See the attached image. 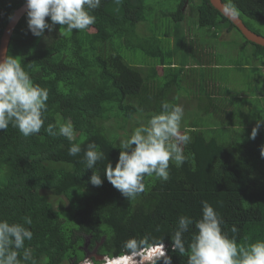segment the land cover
Segmentation results:
<instances>
[{
    "label": "trees",
    "instance_id": "obj_1",
    "mask_svg": "<svg viewBox=\"0 0 264 264\" xmlns=\"http://www.w3.org/2000/svg\"><path fill=\"white\" fill-rule=\"evenodd\" d=\"M155 1L159 7L152 8L148 0H102L94 13L95 25L66 35L56 25L52 32L46 30L45 38L36 37L28 29L26 15L15 29L8 55L20 59L34 82L49 89V100L39 134L24 137L11 124L0 131V218L23 222V217L31 216L34 236L25 247L37 264L82 259L88 239L89 248L101 242L102 255L120 254L125 240L145 234L163 239L170 250L178 217L199 219L204 200L223 215L230 235L232 225L239 228L238 243L264 240V157L260 154L264 126L255 140L237 129L248 123L241 120L245 102L252 98L264 102V86L257 82L244 95L233 94L225 86L220 102L210 103L204 101L209 88L201 85L203 94L193 95L182 73L197 33L202 32L204 39L207 29L215 45L224 30L242 33L210 0ZM223 1L260 33L253 23L264 24V0ZM168 2L176 6L164 12ZM24 3L0 0V39L9 16ZM243 38L230 53L251 44L247 57L261 65H252L250 74L244 66L248 60L220 63L236 65L248 82L249 74L264 67V47ZM228 77L221 78L227 81ZM184 95L188 98L184 122L195 129L184 146L185 162L177 167L170 161L166 182L146 176V190L136 198L126 199L106 177L101 187L92 186L93 170L86 168L83 151L68 155L70 143L86 148L94 141L105 152L106 159L95 168L103 176L109 161L115 166L120 150L112 147L119 138L146 123L162 101L181 104ZM57 115L72 120L74 141L46 132L47 124H56ZM138 115L143 121H137ZM195 231L193 225L185 234L189 241ZM170 254L172 264H187V256Z\"/></svg>",
    "mask_w": 264,
    "mask_h": 264
},
{
    "label": "clouds",
    "instance_id": "obj_2",
    "mask_svg": "<svg viewBox=\"0 0 264 264\" xmlns=\"http://www.w3.org/2000/svg\"><path fill=\"white\" fill-rule=\"evenodd\" d=\"M101 4L102 0H25L28 29L32 35L44 38L46 30L52 32L56 25L64 30L61 35L89 30L96 23L94 13ZM232 14H238L234 8ZM14 18V14L9 16L10 20ZM48 100L49 89L34 82L20 59L14 55L0 58V131L7 130L11 124L24 137L39 134L47 120ZM184 116L182 104L162 101L160 110L146 123L141 122L129 136L119 138L113 145L112 148H119V155L115 166L109 161L103 176L95 168L106 159L105 152L94 141L86 148L70 143L68 155L76 156L83 151L86 168L93 170L92 186L101 187L106 177L126 199H134L145 192L146 176L154 175L166 182L170 179V161L177 167L185 162L184 146L191 142V132L195 129L184 122ZM262 126L264 118L257 121L249 138L255 140ZM45 130L70 142L76 136L70 118L63 124L49 123ZM260 154L264 157V147ZM22 221L0 218V264H37L31 249L25 247V242L34 236L32 218L25 216ZM225 224L223 215L204 200L199 219L186 214L178 217L170 250L163 239L145 234L125 240L120 254L85 259L82 264H172L170 251L187 256V264H264V240L238 243L239 228L232 225L230 235ZM193 225L196 231L189 241L185 234Z\"/></svg>",
    "mask_w": 264,
    "mask_h": 264
},
{
    "label": "crops",
    "instance_id": "obj_3",
    "mask_svg": "<svg viewBox=\"0 0 264 264\" xmlns=\"http://www.w3.org/2000/svg\"><path fill=\"white\" fill-rule=\"evenodd\" d=\"M210 45H212V46H209V44H208L207 48H205V49H209V52H207V53H208V55L212 54V56H215V53L218 52L219 50L222 52V49L224 48L223 42L221 44L218 43L217 45L211 43ZM215 46H219V49L215 50L216 49ZM198 49H199V46L194 45V50H193V52L189 53L188 61H187L188 63L186 65V67L183 68L182 73L185 75V80H184L185 85L188 89H190V91H192L193 95L195 94L198 96L203 91V89H202V91H200L202 88L201 85H205L206 88H209L210 94L208 93V95H205V96H207V97H205V100H204L206 102H210V103H212V102L216 103L217 102V104H218L220 102V98L223 96L221 94V90L224 89L225 86H227V88L230 89V91L233 94L244 95L246 89H248V88L252 89L253 87H255V85H257L259 78H263V73H259L258 71H256L252 75L249 74L247 76L249 78L248 82H246L247 80L246 81L244 80L243 83L238 82L236 84L237 86H235L232 83L233 80L231 82V79H232L231 78V72H235L234 70H232V68H233L232 65H230L229 63L227 65L221 64L220 62H218V60L216 61L215 58L209 59L207 61L200 59L202 64H207L204 67H202L203 70H199V71L198 70H194V71L191 70L190 72H187V74H186V70H190L191 68H193V69L199 68L198 65H191V64H194L193 59H196V56H200ZM211 49H213V53H211ZM189 60H190V62H189ZM259 65H261V64H258V66ZM244 66L248 70L252 69V67H253V66H250V64H247L246 62L244 64ZM227 68L231 69L232 71H230V73L222 72L223 69H227ZM262 70H264V67H262ZM190 74L192 76L195 75L197 77L200 75V78H198V79H196L195 77H191L192 79L189 77L187 78V76L188 75L190 76ZM227 74L229 76L227 81H230V82L225 81V78L223 80L221 78ZM163 75H164V71H163V68H161V70L159 69V76L162 77ZM195 80H197V81L195 82ZM259 83L261 84V87H262L263 82H259ZM240 85H244L245 87L242 88ZM247 92H250V90H248ZM201 94H203V93H201ZM187 99L188 98L186 97V95H184L183 98H181V101H180L181 104L182 103L188 104ZM260 106H264V102L259 101V102L255 103L253 98L250 101L245 102L244 107H243L244 108L243 113L241 114V115H244V117L241 116V120H243V122L248 121V123H247L248 125L243 124V123H241V125H238L237 129H238L239 134L242 135V132H247V133L251 134V131H252L253 127L256 125L257 121L264 118V116H263L264 108H260ZM232 119L239 121L240 116L239 117L234 116ZM260 133H262V130H260L258 134H260ZM84 248H85V246H84Z\"/></svg>",
    "mask_w": 264,
    "mask_h": 264
},
{
    "label": "rangeland",
    "instance_id": "obj_4",
    "mask_svg": "<svg viewBox=\"0 0 264 264\" xmlns=\"http://www.w3.org/2000/svg\"><path fill=\"white\" fill-rule=\"evenodd\" d=\"M169 3L170 2H168L167 6H166V9L164 10V12L167 10V7L169 8L171 6L172 7H175L176 6V3H171L170 6H169ZM148 4L150 6H152V8L159 7V4H157V2L155 0H148ZM152 18H154V16H152ZM253 24L255 25L256 28L259 29L260 33L262 35H264V24L262 23L263 24L262 26H260V25L258 26L257 25L258 23H253ZM205 31H206V33H205L206 35H209L210 34L209 33L210 31L208 32L207 29H205ZM202 34H203L202 32L197 33L196 34L197 37L194 35V38H196L194 45H198L199 46L198 52H199V55L200 56H196V59H193V63L194 64H191V65H198L199 68H194V69L191 68L190 70H198V71L199 70H203L202 67H204L207 64H202L199 61L200 59L207 61L209 59L215 58V60L216 61L218 60L219 62L223 61V59H225V61H228V62H230V61L233 62L236 59L237 60L240 59V60H248V61H245V62L247 64H250V66L258 64L256 61H254L255 58H253V57H247V55H249L251 53V51L253 50V48H252L253 46L251 44H248L245 50L239 49V50H236L235 53H232V54L230 53V51L232 50V48H234V47L236 48L237 43L238 42L240 43L239 40L244 41V38H243L242 34H240L237 30H234V31H231V32H229L227 30H224L223 31V33H222V35L220 37V41H218L219 44H221L223 42V46H224V48L222 49V52L223 53L219 50L218 52L215 53V56H212V54H209L208 55L207 52H209V49H205V48H207L208 44H211V42L213 40H210V37L209 36H207L206 38L203 39L202 36H204V35H202ZM202 39H203V41H202ZM204 40H207V41H204ZM212 43H214V42H212ZM211 53H213V49H211ZM178 59L180 61L181 60V57L178 56ZM189 62H190V60H189ZM182 63H183V60L180 62L181 66L183 65ZM232 67H233V70L235 72H231V78L232 79L231 78L230 79H231V82L233 80V82H232L233 85L237 86L236 84L238 82H242V83L244 82L246 76L242 72H239V70H238L239 68L236 65H232ZM227 69H223L222 72L230 73L231 69H229V68H227ZM187 72H190V71L187 70ZM249 72L251 74V71L250 70H249ZM258 72L259 73H263V78H259V81L258 82H263V86H264V70H262V68H261V70L258 71ZM240 86L242 88L245 87L244 85H240ZM182 105L184 107H186V105L184 103H182ZM260 108H264V106H260ZM140 116L141 115L136 116L137 121L138 120L139 121H143V119H140ZM263 116H264V113H263ZM56 119H57V121H59L60 124H63L67 120V119H64L61 115H57L56 116ZM55 207H58V203H55Z\"/></svg>",
    "mask_w": 264,
    "mask_h": 264
},
{
    "label": "water",
    "instance_id": "obj_5",
    "mask_svg": "<svg viewBox=\"0 0 264 264\" xmlns=\"http://www.w3.org/2000/svg\"><path fill=\"white\" fill-rule=\"evenodd\" d=\"M212 5L221 11L223 15L229 18L241 31L242 35L249 41L264 47V35L257 33L250 29L243 19L237 14L233 15V8L229 7L223 0H210ZM26 15L25 3L14 11L15 18L9 20L7 26L0 39V58L8 55L10 42L12 36L18 26L20 20ZM88 247V241L85 243V248ZM98 249V244L95 247V251ZM97 256V255H96ZM97 259H103V255L97 256Z\"/></svg>",
    "mask_w": 264,
    "mask_h": 264
},
{
    "label": "flooded vegetation",
    "instance_id": "obj_6",
    "mask_svg": "<svg viewBox=\"0 0 264 264\" xmlns=\"http://www.w3.org/2000/svg\"><path fill=\"white\" fill-rule=\"evenodd\" d=\"M87 241H88V247L86 249L83 247V249L85 250L84 257L82 259H78L77 257L71 258L70 260L67 261L68 264H82L85 259L96 260L97 256L102 255L99 254L98 249L97 251L94 250L97 245L94 248H89L90 239H88ZM100 243L101 242L98 243V247Z\"/></svg>",
    "mask_w": 264,
    "mask_h": 264
}]
</instances>
